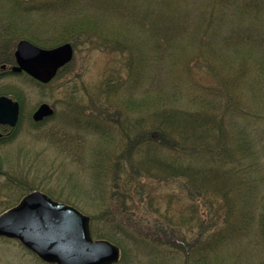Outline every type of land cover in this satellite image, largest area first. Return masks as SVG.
<instances>
[{"label":"trees","instance_id":"1","mask_svg":"<svg viewBox=\"0 0 264 264\" xmlns=\"http://www.w3.org/2000/svg\"><path fill=\"white\" fill-rule=\"evenodd\" d=\"M182 1L0 0V52L27 39L39 46L70 42L75 47L82 41L117 56L88 93L96 102L88 115L97 135L94 156L88 158L89 197L99 211L87 214L92 236L119 247L116 264L144 259L146 264H226L222 255L236 237L246 244L254 238L264 247V196L255 214L256 201L249 203L240 191L253 190L255 171L264 164V48L239 54L235 46L248 47L256 36L222 33L224 12L238 1L240 12L241 6L247 11L249 3L241 2L246 0H204L199 6ZM64 9L61 22L28 23L32 14ZM39 31L57 33L42 43L35 38ZM7 52L4 62L14 63L13 52ZM196 70L215 84H205ZM0 94L20 100L15 92ZM30 123L32 129L38 126ZM76 127L83 130L81 123ZM18 128L0 144L12 141ZM4 174L18 197L34 190L22 178ZM174 184L177 190L156 194ZM180 190L193 202L222 198L225 225L203 240L178 237L197 215L195 202L187 213L173 212ZM142 210L157 223L142 222L148 217Z\"/></svg>","mask_w":264,"mask_h":264},{"label":"rangeland","instance_id":"2","mask_svg":"<svg viewBox=\"0 0 264 264\" xmlns=\"http://www.w3.org/2000/svg\"><path fill=\"white\" fill-rule=\"evenodd\" d=\"M188 1L198 2V6L201 5L200 2H207L204 0H184L182 2ZM238 2H236L235 7L224 12L222 33L223 35L227 33L225 35H231L234 38L243 33L256 36L255 41L251 42L248 47H244L243 44L235 46V52L237 51L239 54L247 50L255 54L264 48L260 45V40L264 41V0L241 1L243 3L248 2L250 6L247 11L241 6L242 12H240ZM64 10H49L44 14H32L28 23L30 21L35 23L42 19H45L44 21L49 24L61 22L63 16L66 15V9ZM41 26L47 27L46 24ZM52 33L57 32L47 31L44 34L39 31L35 34V38L44 43L56 36ZM59 44L38 46L51 48ZM15 45L13 48H8L7 51L13 52ZM73 48L72 60L68 65H65V70L48 86L40 87L36 81L22 74H6L0 78V92L6 90L15 92L19 96V101H22V116L17 135L9 143L0 145V166L3 173L0 175V213L14 206L23 195L31 192V190L23 191L24 194L18 197L13 187L6 183L7 177L4 173L9 174L13 179L22 178L34 190L36 188L42 192L50 191L53 197L57 199H55L56 201L73 205L83 213L89 214L99 211L94 200L89 197V186L93 176V170L89 168V160H92L94 156L97 135L94 132L91 133L92 125L89 124L90 115H88L95 108L96 102L91 100L88 93L98 87L105 70L117 56L106 50L93 49L82 41ZM228 49L230 48L227 46L222 48L226 54H231ZM7 51L0 52V63H5ZM231 61L227 60V62ZM195 73L196 77L205 84H215L213 77L199 70H196ZM42 102L47 103L55 110L54 115L32 129L30 115ZM75 116L78 120H73ZM249 117L251 119L254 116L249 115ZM79 123L83 127L80 132L76 127ZM258 124L263 126L262 123ZM77 131L80 135L77 134ZM81 154L83 156L79 158ZM258 172L259 169L255 171L257 175H254V178L257 182L253 185V190L249 191L247 187L244 188L243 186L240 188L241 195H246L249 203L253 204L256 201L253 210L255 214L259 213L262 196H264V164L262 171ZM17 179L15 180L17 181ZM176 187L175 184L163 185L156 194L166 195ZM176 194L178 196H176L173 209L176 216L190 211L194 202L197 210L196 220L190 224L191 229L187 230V228L182 227L177 231L178 237L187 240V242L203 240L225 225L224 210L226 206L222 198L198 197L193 202L185 197L184 191H177ZM159 202L163 207V201L160 200ZM142 211L144 214H148L147 219L143 218L142 222L152 225L157 223L150 212ZM258 243V240L253 238L250 244H246L243 238L236 237L235 241L226 247L222 256L226 260V264H263L264 247ZM227 254H233V256L227 257ZM0 264L49 263L39 260L15 239L0 237ZM131 264H146V262L144 259L139 263L133 262Z\"/></svg>","mask_w":264,"mask_h":264},{"label":"water","instance_id":"3","mask_svg":"<svg viewBox=\"0 0 264 264\" xmlns=\"http://www.w3.org/2000/svg\"><path fill=\"white\" fill-rule=\"evenodd\" d=\"M73 54L69 42L42 48L21 39L15 45V64L10 71L25 72L41 83H48L72 60ZM52 113L53 109L42 103L32 117L38 121ZM18 115L17 101L0 95V124L13 127ZM0 237L16 239L39 260L49 264H115L120 259L117 245L92 237L88 215L39 190L27 193L16 205L0 214Z\"/></svg>","mask_w":264,"mask_h":264},{"label":"flooded vegetation","instance_id":"4","mask_svg":"<svg viewBox=\"0 0 264 264\" xmlns=\"http://www.w3.org/2000/svg\"><path fill=\"white\" fill-rule=\"evenodd\" d=\"M15 64V61H14V63H11V64H5V63H0V78H2L4 75H6V74H12V75H18V74H22V75H26L25 73H23V72H19V73H13V72H11L10 71V67L12 66V65H14ZM2 65H5V67H2ZM26 76H28V75H26ZM29 77V76H28ZM37 82V81H36ZM0 95H6V94H0ZM6 96H8V97H10L12 100H14V101H17V103H18V107H19V115H18V121H17V123H16V125H14L13 127L12 126H9V125H7V124H0V140H3L6 136H8V135H10V134H12V131H13V129L16 127V126H18L19 127V122H20V120H21V116H22V101H19L18 99H15V98H13V97H11V96H9V95H6ZM42 103H44V102H42ZM42 103H40V104H42ZM39 104V105H40ZM39 105H37V107L35 108V110L39 107ZM53 109V108H52ZM35 110H33V112L31 113V115H30V119H31V121H32V123H34V124H37V125H39V124H42L43 122H45V121H47L48 119H50V118H52V116L54 115V109H53V113H52V115H50V116H47V117H43L41 120H38V121H35L34 119H33V113L35 112ZM0 145H3V144H0ZM2 174V171H1V173H0V175ZM46 194V193H45ZM46 195H48V194H46ZM24 196V195H23ZM22 196V197H23ZM49 196V195H48ZM21 197V198H22ZM49 197H51V196H49ZM20 198V199H21ZM20 199L18 200V202L20 201ZM17 202V203H18ZM16 203V204H17ZM15 204V205H16ZM13 207V206H12ZM11 208V207H10Z\"/></svg>","mask_w":264,"mask_h":264}]
</instances>
